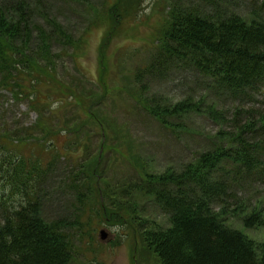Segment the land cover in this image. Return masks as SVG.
<instances>
[{"label":"trees","instance_id":"16d2710c","mask_svg":"<svg viewBox=\"0 0 264 264\" xmlns=\"http://www.w3.org/2000/svg\"><path fill=\"white\" fill-rule=\"evenodd\" d=\"M168 1L166 28L155 39L157 52L137 78L183 67L204 79L206 92L197 104L193 97L167 105L156 100L145 104L146 109L166 129L174 130L178 122L199 115L220 130L213 147L196 155L181 171L140 176L134 193L124 188L120 194L132 199L136 194L142 199L151 197L169 218V228L143 233L162 264H264V244L256 246L226 225L227 217L236 214L247 228L264 226L263 213L251 212L234 184L264 154V0H251L249 18L232 12L226 0ZM45 2L0 0V92L29 97L37 89L33 80L26 84L29 79L56 83L54 48L76 47L74 32L51 14ZM114 4L115 0H106L105 20L117 13V7L111 8ZM41 71L49 75L44 81ZM69 91L63 85L62 104L67 98L75 99L74 91ZM36 126L43 141L51 139L55 144L57 134L50 126L42 122ZM27 135L31 139L33 129ZM6 140L13 142L0 134V144ZM24 141L20 137L16 142ZM44 168L42 163L29 167L22 158L0 155V264H69L72 259L68 238L60 230L62 223L48 222L43 216L42 196L48 198ZM66 176L65 188L77 193L78 199L84 189L107 198L99 184L92 191L88 188L93 174L84 170Z\"/></svg>","mask_w":264,"mask_h":264},{"label":"rangeland","instance_id":"374dc122","mask_svg":"<svg viewBox=\"0 0 264 264\" xmlns=\"http://www.w3.org/2000/svg\"><path fill=\"white\" fill-rule=\"evenodd\" d=\"M45 1L51 14L74 32L76 47L54 48L56 83L39 84V79L31 77L26 84L33 80L37 89L29 97L15 98L12 92L1 90L0 134L13 142L0 144V155L22 158L29 167L42 163L48 171L43 216L48 222L62 223L60 230L71 249L69 264H162L143 233L169 228V218L151 197L142 199L136 194L132 199L120 193L124 188L134 193V182L140 176H161L171 169L179 172L196 155L213 147L220 129L209 118L193 115L178 122L174 130L166 129L145 105L156 100L174 104L188 97L197 104L206 83L183 67L137 78V72L146 69L157 52L156 40L170 13L168 0H115L111 8L117 7L122 15L114 13L108 20L103 11L106 0ZM225 4L232 12L250 17L251 0H226ZM41 73L43 81L49 77L46 71ZM63 85L75 97L65 99L64 104L60 101L65 98ZM49 94L53 97L47 98ZM40 122L57 134L55 144L51 139L43 141L36 128ZM32 129L28 139L27 130ZM20 137L26 141L17 144ZM57 150L63 158L57 157ZM255 159L254 167L234 184L250 211L264 216V154ZM84 170L93 174L88 188L92 191L99 184L107 198L84 189L78 199L77 193L65 188L66 174L79 175ZM115 224L123 230L113 237L105 228ZM226 225L256 246L264 244V226L247 228L236 214L227 217ZM101 231L107 233L105 241Z\"/></svg>","mask_w":264,"mask_h":264},{"label":"clouds","instance_id":"9594fccd","mask_svg":"<svg viewBox=\"0 0 264 264\" xmlns=\"http://www.w3.org/2000/svg\"><path fill=\"white\" fill-rule=\"evenodd\" d=\"M108 233H110L113 237L115 234L122 232L123 226L120 224H115L111 228H105Z\"/></svg>","mask_w":264,"mask_h":264},{"label":"water","instance_id":"95a60500","mask_svg":"<svg viewBox=\"0 0 264 264\" xmlns=\"http://www.w3.org/2000/svg\"><path fill=\"white\" fill-rule=\"evenodd\" d=\"M106 237H107L106 231H101V239H102V241H105Z\"/></svg>","mask_w":264,"mask_h":264}]
</instances>
